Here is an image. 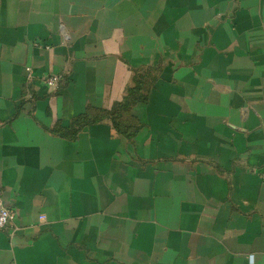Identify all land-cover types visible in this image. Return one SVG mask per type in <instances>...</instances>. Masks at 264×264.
<instances>
[{
  "label": "crops",
  "instance_id": "obj_1",
  "mask_svg": "<svg viewBox=\"0 0 264 264\" xmlns=\"http://www.w3.org/2000/svg\"><path fill=\"white\" fill-rule=\"evenodd\" d=\"M263 143L264 0H0V264H264Z\"/></svg>",
  "mask_w": 264,
  "mask_h": 264
},
{
  "label": "trees",
  "instance_id": "obj_2",
  "mask_svg": "<svg viewBox=\"0 0 264 264\" xmlns=\"http://www.w3.org/2000/svg\"><path fill=\"white\" fill-rule=\"evenodd\" d=\"M146 99L147 93L145 78L143 75L136 76L134 79V85L127 88L123 100L116 102L110 111L105 112L103 115L93 120L82 116L76 118L73 121V125L76 126V128L73 129V136H75L79 129L86 123L104 118H109L118 132L130 136L133 130L131 131L128 113L134 104L140 101H146Z\"/></svg>",
  "mask_w": 264,
  "mask_h": 264
},
{
  "label": "built area",
  "instance_id": "obj_3",
  "mask_svg": "<svg viewBox=\"0 0 264 264\" xmlns=\"http://www.w3.org/2000/svg\"><path fill=\"white\" fill-rule=\"evenodd\" d=\"M64 79L63 73H49L42 76L43 82L49 87H57ZM264 152V143H263ZM261 179L264 181V167L259 171ZM16 211L4 202L0 194V230L6 229L14 220ZM13 234V231L11 232Z\"/></svg>",
  "mask_w": 264,
  "mask_h": 264
}]
</instances>
